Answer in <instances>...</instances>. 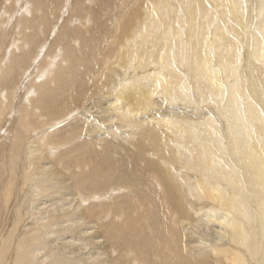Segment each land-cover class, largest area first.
<instances>
[{
    "label": "bare ground",
    "instance_id": "1",
    "mask_svg": "<svg viewBox=\"0 0 264 264\" xmlns=\"http://www.w3.org/2000/svg\"><path fill=\"white\" fill-rule=\"evenodd\" d=\"M0 264H264V0H0Z\"/></svg>",
    "mask_w": 264,
    "mask_h": 264
},
{
    "label": "rangeland",
    "instance_id": "2",
    "mask_svg": "<svg viewBox=\"0 0 264 264\" xmlns=\"http://www.w3.org/2000/svg\"><path fill=\"white\" fill-rule=\"evenodd\" d=\"M10 225V223L8 224V226ZM2 234H4L5 235V232H2Z\"/></svg>",
    "mask_w": 264,
    "mask_h": 264
}]
</instances>
